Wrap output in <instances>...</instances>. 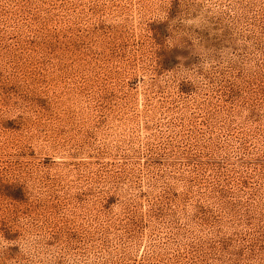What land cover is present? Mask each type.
I'll use <instances>...</instances> for the list:
<instances>
[{
	"label": "rangeland",
	"instance_id": "rangeland-1",
	"mask_svg": "<svg viewBox=\"0 0 264 264\" xmlns=\"http://www.w3.org/2000/svg\"><path fill=\"white\" fill-rule=\"evenodd\" d=\"M0 264H264V0H0Z\"/></svg>",
	"mask_w": 264,
	"mask_h": 264
}]
</instances>
